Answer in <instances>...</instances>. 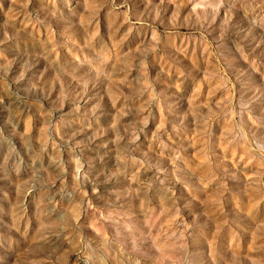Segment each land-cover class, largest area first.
Listing matches in <instances>:
<instances>
[{"label":"rangeland","instance_id":"rangeland-1","mask_svg":"<svg viewBox=\"0 0 264 264\" xmlns=\"http://www.w3.org/2000/svg\"><path fill=\"white\" fill-rule=\"evenodd\" d=\"M0 264H264V0H0Z\"/></svg>","mask_w":264,"mask_h":264}]
</instances>
